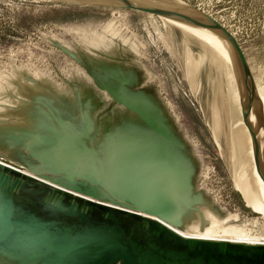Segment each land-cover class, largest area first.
Returning <instances> with one entry per match:
<instances>
[{
    "label": "water",
    "instance_id": "obj_1",
    "mask_svg": "<svg viewBox=\"0 0 264 264\" xmlns=\"http://www.w3.org/2000/svg\"><path fill=\"white\" fill-rule=\"evenodd\" d=\"M42 1L197 18L154 2ZM108 36L52 41L82 70L60 82L28 68L4 77L0 264H264L263 244L183 235L203 232L216 205L201 160L134 42Z\"/></svg>",
    "mask_w": 264,
    "mask_h": 264
},
{
    "label": "rangeland",
    "instance_id": "obj_2",
    "mask_svg": "<svg viewBox=\"0 0 264 264\" xmlns=\"http://www.w3.org/2000/svg\"><path fill=\"white\" fill-rule=\"evenodd\" d=\"M176 1L214 21L236 40L252 74L255 92L261 90L264 0ZM197 29L199 35L208 33L202 27ZM115 33L134 42L141 63L194 143L202 164V186L220 209L236 216L224 226L244 229L248 238L264 242V217L247 208L237 193L242 174L248 171L252 175L248 167H243L246 160L242 157L248 156L250 146L247 142L239 145L235 140L241 122H237L235 84L231 85L234 75L219 61L211 35L212 40L205 41L164 19L134 10L42 0H0V90L5 88L4 77L13 75L19 68L47 73L59 82L57 72L63 76L82 72L53 46L54 40L69 47L84 46L90 41H104ZM190 58L193 66L198 64L194 81L187 66ZM243 146L246 150L241 151ZM262 181L264 184V178Z\"/></svg>",
    "mask_w": 264,
    "mask_h": 264
},
{
    "label": "bare ground",
    "instance_id": "obj_3",
    "mask_svg": "<svg viewBox=\"0 0 264 264\" xmlns=\"http://www.w3.org/2000/svg\"><path fill=\"white\" fill-rule=\"evenodd\" d=\"M136 2H154L159 6H168L167 9H177L182 10L187 13V15L195 16L193 18L194 24L188 22H183L178 19L164 18L170 23H173L189 33H193L201 38L212 40L210 35L213 37L214 45L218 49V59L220 62L224 63L229 67V70L232 75H234L233 81L235 84L236 98L238 102V123L241 122V129L235 131V140L239 145H243L247 142L249 147L248 156L243 154V159L246 160L243 167H248L251 170V176L248 175L244 168L245 172L242 174L239 180V186L236 187L238 193L242 197L244 204L251 209L252 211L261 214L264 217V184L262 179L264 178V87L261 88L258 92H255V86H253L251 81L248 79L247 74L244 72V69L241 65V62L238 59L237 53L233 47L232 42L230 41L231 36L225 34L220 25L208 19L203 14L197 12L196 10L186 7L176 0H133ZM165 3V4H164ZM181 7V8H180ZM168 9V10H169ZM151 15V14H148ZM154 16V15H151ZM196 21V22H195ZM202 21V22H200ZM202 27L207 30L209 35H199L200 32L197 28ZM219 28L223 30H219ZM216 30V31H215ZM226 31V30H225ZM224 32V33H223ZM216 38V41L214 40ZM203 41V40H202ZM206 41V40H205ZM204 41V42H205ZM208 42V41H207ZM212 45V46H214ZM215 48V47H214ZM216 49V48H215ZM221 63V64H222ZM189 70H192L193 74H190L192 81H194V74L198 64L194 63L193 58L188 60ZM193 66V67H192ZM197 72V71H196ZM229 73V74H230ZM230 79V77H229ZM4 84L6 82H3ZM191 83V82H190ZM194 84V82H193ZM192 85V84H191ZM194 86V85H193ZM6 87V84H5ZM195 87V86H194ZM234 87V85H233ZM254 89V90H253ZM237 112V111H236ZM218 118L215 119V126ZM248 148V147H247ZM246 150V146L241 148ZM240 151V150H239ZM244 153V152H243ZM249 178L253 181L249 183ZM248 181V183H247ZM260 189V190H259ZM256 191V193H255ZM261 191V193H260ZM259 195V198L257 196ZM206 216L209 221V226H207L203 232H198L196 228H193L192 232L184 233L186 237L200 238V239H209V240H225L233 243H243V244H263L259 240L248 238V233L241 228L236 227H226L224 223L228 224L232 219H236V216H232L227 213L225 210L220 209L217 205L210 206L206 210ZM225 224V225H226ZM250 234V233H249Z\"/></svg>",
    "mask_w": 264,
    "mask_h": 264
}]
</instances>
